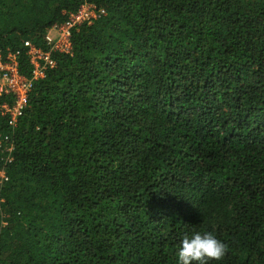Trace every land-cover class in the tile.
<instances>
[{
  "label": "trees",
  "instance_id": "1",
  "mask_svg": "<svg viewBox=\"0 0 264 264\" xmlns=\"http://www.w3.org/2000/svg\"><path fill=\"white\" fill-rule=\"evenodd\" d=\"M85 2L14 121L0 93V264H180L196 232L264 264V0H0L3 57L32 77Z\"/></svg>",
  "mask_w": 264,
  "mask_h": 264
},
{
  "label": "built area",
  "instance_id": "2",
  "mask_svg": "<svg viewBox=\"0 0 264 264\" xmlns=\"http://www.w3.org/2000/svg\"><path fill=\"white\" fill-rule=\"evenodd\" d=\"M103 11L101 8L97 9L92 3L85 2L81 4L75 12L70 13L67 20L54 24L47 29L45 33V40L49 45L47 49L36 45L31 39H25L23 44L33 63L32 77H28L19 71L18 50L9 51L5 57L0 51V93L11 92L15 98L11 106L6 103L3 104L4 108L11 114V121L15 120L21 107L26 102L32 78L43 75L45 68L55 63L51 52L55 49L69 50L71 27L83 20L90 21Z\"/></svg>",
  "mask_w": 264,
  "mask_h": 264
},
{
  "label": "clouds",
  "instance_id": "3",
  "mask_svg": "<svg viewBox=\"0 0 264 264\" xmlns=\"http://www.w3.org/2000/svg\"><path fill=\"white\" fill-rule=\"evenodd\" d=\"M228 251L229 246L211 232H196L183 237L177 254L180 264H208L211 260L223 259Z\"/></svg>",
  "mask_w": 264,
  "mask_h": 264
},
{
  "label": "rangeland",
  "instance_id": "4",
  "mask_svg": "<svg viewBox=\"0 0 264 264\" xmlns=\"http://www.w3.org/2000/svg\"><path fill=\"white\" fill-rule=\"evenodd\" d=\"M91 21V20H90Z\"/></svg>",
  "mask_w": 264,
  "mask_h": 264
}]
</instances>
